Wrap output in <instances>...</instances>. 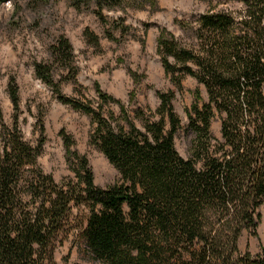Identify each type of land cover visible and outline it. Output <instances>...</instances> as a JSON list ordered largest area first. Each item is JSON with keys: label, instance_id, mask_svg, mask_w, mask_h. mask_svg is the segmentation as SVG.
<instances>
[{"label": "trees", "instance_id": "1", "mask_svg": "<svg viewBox=\"0 0 264 264\" xmlns=\"http://www.w3.org/2000/svg\"><path fill=\"white\" fill-rule=\"evenodd\" d=\"M93 1L100 8L121 0ZM242 2L238 14L207 10L195 24L186 22L189 42L164 29L158 34L157 52L171 81L181 88L182 77L192 75L209 96L201 102L199 91L193 92L190 157L175 147L180 119L172 90L157 94L158 119H144L141 109H134L142 120L138 128L121 100L95 82L101 103H119L126 129L113 122L110 112L103 114L101 105L63 94L48 65H34L57 99L91 115L90 142L121 180L105 187L95 184L89 160L73 149L72 135L61 128L65 160L74 176L56 181L38 166L42 139L36 145L24 140L16 121L11 129L4 127L0 264H55L56 241L71 228L77 205L88 209L81 230L88 252L104 264H264V247L252 255L240 252L237 244L243 230L256 231L264 204V0ZM86 35L98 44L96 35L89 30ZM57 41L52 54L69 56L70 41L64 36ZM11 87L17 110V87ZM215 111L224 112L218 138L210 125ZM39 125L42 130V120Z\"/></svg>", "mask_w": 264, "mask_h": 264}, {"label": "rangeland", "instance_id": "2", "mask_svg": "<svg viewBox=\"0 0 264 264\" xmlns=\"http://www.w3.org/2000/svg\"><path fill=\"white\" fill-rule=\"evenodd\" d=\"M242 0H121L114 6L98 8L93 0H10L0 4V150L5 129L14 121L27 142L36 145L42 139L38 166L56 181L74 176L65 160V145L60 129L72 135L73 149L89 160L95 184L120 182L121 173L107 157L90 142L95 123L91 115L72 108L56 98L51 86L34 70L36 63L50 67L52 80L61 92L82 103L102 106V113L114 115L113 122L129 129L119 103H101L95 82L101 89L119 98L129 119L142 128V120L134 109L140 108L144 119L159 118L158 92H174V112L180 123L174 135L177 151L190 157L195 133L188 126V109L197 89L207 102L209 96L203 83L185 75L181 88L171 81L157 52L161 29L189 42L186 22L195 24L198 15L207 10L240 13ZM183 21L185 23H180ZM86 30L96 35L98 44L88 39ZM112 35V36H110ZM60 36L71 43V53L53 55V46ZM17 87L18 108L11 101V85ZM224 112L215 111L211 132L220 137ZM42 120L43 129L39 122ZM166 127L168 121L166 119ZM5 127V129H4ZM4 133V134H3ZM260 221L254 232L245 229L238 240L240 252L257 254L264 247V204L259 207ZM88 209L73 208L71 228L58 237L53 260L55 264H104L94 259L85 245L81 230L86 225Z\"/></svg>", "mask_w": 264, "mask_h": 264}]
</instances>
